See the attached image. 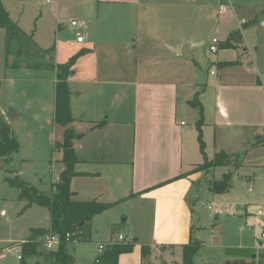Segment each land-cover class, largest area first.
<instances>
[{
	"label": "crops",
	"instance_id": "1",
	"mask_svg": "<svg viewBox=\"0 0 264 264\" xmlns=\"http://www.w3.org/2000/svg\"><path fill=\"white\" fill-rule=\"evenodd\" d=\"M97 2L133 7L141 4L140 0ZM169 3L179 12L173 13L172 18L179 17L182 22L188 7L195 6L200 21L212 24L211 36L204 31L190 33L181 27L172 28L165 36L151 35L155 54L142 64L129 55L130 49L137 48L138 35L133 30L127 31L123 60L117 64H94L91 71L88 68L87 76H79L85 90L75 92L77 97H85L79 122L86 127L74 139L79 161L74 166L77 174L70 180L72 196L111 203L102 213L134 203L150 211L148 237L145 241L135 235L128 238L137 242L131 252L119 255L118 264H141L139 245L142 243L152 247L153 255L161 250L160 246H165L163 251L174 257V263L181 262V245L193 233V194L202 179L201 172L190 173L202 162L195 127L200 110L208 159L220 150L238 154L249 142L256 144L264 139V0H171ZM56 11L62 16L66 14L61 0L53 4V12ZM134 16L137 21L140 14ZM234 32L237 36L233 39L230 36ZM213 37L218 39L215 52L209 50ZM85 41L84 35L83 42H75ZM204 46L214 54L206 57L208 61L198 51ZM89 53L91 49L80 57ZM189 59L198 72L184 69L187 67L183 64ZM72 70L68 89L74 127L70 83L75 80L70 78L77 70L73 66ZM195 107L198 110L192 113L191 123H187L182 118L188 109ZM3 118L8 121L7 115ZM74 130L79 133L77 128ZM262 209L263 204H247L245 214L256 211L259 218ZM2 211L0 217L7 218V213L1 214ZM213 213L216 219L215 215L223 210L217 208ZM121 221L127 222L128 217L125 215ZM16 242L12 240L9 247H18ZM232 246L250 247L245 242ZM237 259L242 261L240 264H247L250 258Z\"/></svg>",
	"mask_w": 264,
	"mask_h": 264
},
{
	"label": "rangeland",
	"instance_id": "2",
	"mask_svg": "<svg viewBox=\"0 0 264 264\" xmlns=\"http://www.w3.org/2000/svg\"><path fill=\"white\" fill-rule=\"evenodd\" d=\"M55 1L1 0L15 32L0 26V117L7 115L19 147L9 162L0 159V167L3 166L0 169V211L7 213V218L0 217V264H20L17 257L21 254L19 241L29 235L31 228L49 224L48 210L20 198L18 189L11 187L4 177L18 175L40 192L48 194L50 184L64 166L62 151L58 147L64 128L53 121L55 69L51 65L66 62L81 48L91 49V53L74 63L73 69L77 72L70 78L75 80L70 83V90L76 121L74 127L79 130L77 137L86 127L79 122L85 97L75 95V92L85 90V84L78 81L79 76H87L88 68L91 71L96 63L117 64L123 60L127 31L133 30L138 35L137 48L130 49L129 55L142 64L155 54L151 35L165 36L172 28L181 27L187 28L190 33L204 31L211 36L212 24L201 22L192 4L184 12L186 24L179 17L172 18L173 13L179 12L169 3L171 0H140L141 4L136 7L97 0L91 3L90 0H61V5L67 10L64 16L53 12ZM138 14L140 17L136 21L134 15ZM72 19L86 25L85 29H81L86 39L83 44L75 42V32L70 28ZM198 51L205 61H208L206 57L214 56L206 46ZM183 65L187 67L184 68L187 72L192 73L195 69L191 59ZM196 71H199L198 68ZM188 110L182 119L191 123V115L196 114L198 109ZM10 114L18 115L10 118ZM247 145L232 164L196 171L202 173V179L192 198V237L200 242L193 256L195 264L240 263V259L226 256L225 248L236 247L232 245L241 242L254 248L258 244L261 217L258 218L256 211H252L251 215L245 214V205L264 204V139ZM207 153L211 154L210 148ZM224 173L231 175L228 191L213 193L209 182L220 179ZM209 203L213 209L223 210V213L215 215L216 219L213 210L207 207ZM231 208L234 214L228 213ZM125 215L127 222L121 221ZM149 222L148 207L136 203L119 205L100 214L76 230L75 241L67 245L72 264H96L98 245L116 241L119 235L127 239L135 235L140 241H145L150 231ZM12 240L17 241L18 247H9ZM36 250L35 255L25 257V264H45L43 253L47 251L42 246H37ZM181 255L180 250V258ZM151 258L156 264H162L163 260L174 264V257L163 250H156ZM247 260V264H264V250L257 249L256 257Z\"/></svg>",
	"mask_w": 264,
	"mask_h": 264
},
{
	"label": "trees",
	"instance_id": "3",
	"mask_svg": "<svg viewBox=\"0 0 264 264\" xmlns=\"http://www.w3.org/2000/svg\"><path fill=\"white\" fill-rule=\"evenodd\" d=\"M0 26L15 32V26L11 23L9 14L0 0ZM237 32L232 33L230 37L236 38ZM230 44H226L229 46ZM87 49H81L72 55L66 62L55 64L56 80L54 84V106L53 121L61 125L63 130V139L59 144L62 151L63 169L59 173L57 180L50 184L51 191L48 194L40 192L34 186L29 185L18 175L14 177H5V181L19 191V197L27 199L29 204H36L45 207L49 213L48 227H33L29 235L20 243V264H25V257L35 255L37 246H42L44 250L45 264H72L73 260L67 251V245L75 241V231L83 228L90 223L92 217L102 213L112 206L111 203H104L97 200H78L74 199L70 190V180L77 174L74 170L75 164L79 161L74 147L76 132L72 127L73 117L69 106L68 78L72 66L76 60ZM98 122L97 125H101ZM203 114L200 110L199 118L195 123L197 130V141L203 161L197 164L190 173L209 170L216 166H228L236 161L238 154H226L218 151L211 159L207 158L205 153V143L202 137ZM18 141L14 136L7 120L0 117V159L4 162L11 160V155L18 151ZM230 173H224L220 179H214L209 182V189L213 193H225L229 188ZM80 223H82L80 225ZM76 229L73 230V227ZM70 234V240H65V234ZM47 234H57L60 242L55 249L47 250L43 246V238ZM135 239L128 241L116 240L109 242L104 246L103 251L95 258L96 264H118V257L123 253L131 252L136 244ZM200 242L191 235L189 241L181 245V262L174 264H195L193 256L199 248ZM164 250L165 246L159 247ZM141 264H156L152 260L153 249L148 244L139 245ZM164 264V262H162ZM227 264H240L238 262H228ZM244 264V263H242Z\"/></svg>",
	"mask_w": 264,
	"mask_h": 264
},
{
	"label": "built area",
	"instance_id": "4",
	"mask_svg": "<svg viewBox=\"0 0 264 264\" xmlns=\"http://www.w3.org/2000/svg\"><path fill=\"white\" fill-rule=\"evenodd\" d=\"M223 5H220V8L222 9ZM70 28L75 32L76 36V41L77 42H83L84 41V35L81 32V29L83 28V25H81L79 22L76 20H71L70 21ZM217 44H218V39L216 37H213L211 39L210 45H209V50L211 52H215L217 50ZM208 209H211L214 211L212 204L209 203L207 205ZM220 211H217L219 213ZM229 214H233L234 210L231 208L228 210ZM1 214H4V211L1 212ZM122 240L123 237L121 235L118 236V240ZM65 240L68 242L70 240V234L66 233L65 234ZM60 242V237L57 234H47L43 238V246L47 250L55 249L57 245ZM104 245L100 244L98 246V254H100L103 251ZM256 249H262L264 250V204H263V209L261 212V221L259 225V239H258V244L255 247ZM18 259H20V254L17 256Z\"/></svg>",
	"mask_w": 264,
	"mask_h": 264
},
{
	"label": "water",
	"instance_id": "5",
	"mask_svg": "<svg viewBox=\"0 0 264 264\" xmlns=\"http://www.w3.org/2000/svg\"><path fill=\"white\" fill-rule=\"evenodd\" d=\"M55 68V65H51ZM16 114H10V118H13ZM82 223H80L81 225ZM76 229V226L73 227V230ZM225 255L228 257H237V258H250L254 259L256 257V248L254 247H227L224 250ZM166 264V263H164Z\"/></svg>",
	"mask_w": 264,
	"mask_h": 264
}]
</instances>
